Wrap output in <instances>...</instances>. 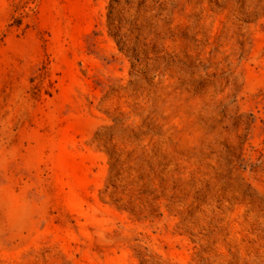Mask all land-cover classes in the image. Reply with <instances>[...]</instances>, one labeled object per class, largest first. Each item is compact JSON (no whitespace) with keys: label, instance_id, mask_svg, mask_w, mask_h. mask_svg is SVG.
I'll return each instance as SVG.
<instances>
[{"label":"rangeland","instance_id":"obj_1","mask_svg":"<svg viewBox=\"0 0 264 264\" xmlns=\"http://www.w3.org/2000/svg\"><path fill=\"white\" fill-rule=\"evenodd\" d=\"M0 264H264V0H0Z\"/></svg>","mask_w":264,"mask_h":264}]
</instances>
